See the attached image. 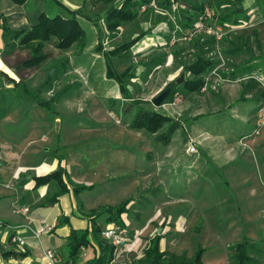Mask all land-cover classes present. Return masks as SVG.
I'll return each instance as SVG.
<instances>
[{"label": "rangeland", "instance_id": "374dc122", "mask_svg": "<svg viewBox=\"0 0 264 264\" xmlns=\"http://www.w3.org/2000/svg\"><path fill=\"white\" fill-rule=\"evenodd\" d=\"M88 2L91 1L88 0ZM116 2L117 0H113L109 3L100 2L92 5L95 7L92 11L98 16L103 15L102 19L93 17L97 29L101 26V21L105 25L104 14ZM83 4H85V0H80L78 10L89 15L85 10L87 8L91 9L90 3L85 4V6ZM143 26L145 30L148 27L145 24ZM256 26H259L261 30L259 34L261 42L260 52L264 53V19ZM251 28L252 26H249L245 30H250ZM150 29L151 26L148 30ZM98 30L100 31V29ZM240 30H244L243 27L238 28L237 32ZM87 34L89 40L92 41L93 36L89 32ZM161 34L165 36L163 33ZM118 35L121 34L119 33ZM134 36L135 34L132 35V37ZM132 37L128 38L131 39ZM117 38L114 40H109L108 38L109 42L105 38L104 42L101 43L102 50H97L96 43L93 47L89 48L86 55L82 56L80 63L82 64V61L86 62L80 69L71 66L68 58V63L62 71L64 75L69 76L71 73L72 76H59L58 81L62 87L58 93L65 92L69 86H73L63 96L59 97L56 93L53 94V91H51V95L46 96L45 93H40V87L32 92L33 94L30 98L34 103L31 110L32 116L28 118L29 114L27 113L26 118L18 120L15 133L20 135L21 139L17 140V142L23 140V133H25L27 126L31 124L42 125L44 121L55 122L57 126L56 133L58 134L56 136L57 145L55 148L59 151L63 150L64 157L60 156V159L64 165L65 176L67 178H70L78 186H88L84 182H76L72 179L76 176V168H86L88 170L89 167L100 166V169L97 170L98 173L95 171L91 176V179L97 182V184H91L93 187L77 192L73 187H70L67 192L63 193L68 194L65 196L63 204H67L70 207L74 206L75 208V204L85 203V206L97 208L99 206H115L122 200L127 199L126 197H131L126 205L128 213L127 215H122V220L125 222L124 228H120L115 223L105 224L104 218L98 220L101 229L107 227L106 225L115 226L118 235L124 240L122 245L116 246L115 256L118 258L117 260L120 259V262L116 263V260L115 264H133V260L143 256V250L155 235H160L161 248L167 253H174V251L178 252L183 249H197L198 244H202L201 247H205L202 253V262L204 264H229L228 245L239 242L243 233L254 243L250 254L257 258L261 264H264V155L260 156V152L253 149V146L264 144V127H262L259 134H256L260 139L255 142L251 140L250 143L246 139L248 137H240L239 144L234 146L235 148L232 147L231 151L228 150L237 157L226 162L225 168L215 169L222 176L226 184L224 189H222L221 183H219L221 188L216 184L217 180L206 182V178L191 179V176L185 180L190 183V186L176 188L172 192L163 191L153 180L149 182L147 176L141 178V182L135 192H131L133 190L134 180L132 179L135 177L134 175L131 178H125V182L123 181L124 178L110 181L108 175L112 172H108L107 175V165L104 163L107 160V157H105L106 153L96 150L104 146L99 139L109 136L107 124L123 127L127 123V119L131 117L129 120L131 121L133 115L138 110L155 109L160 113L178 118L180 122L184 123L183 127L187 130L185 122L186 125H191V119H189L190 112L189 107L187 110L183 109V107L190 105L194 107V102L208 104L211 107L212 104L210 102L217 100L220 90L218 88L217 91L210 90L205 93L192 94L191 97L185 99V90L182 88V82H176V79L182 73V70H179L181 65L175 64L172 67L160 66L156 68L151 73H148L147 80L143 81L142 75L145 73L143 63L146 61V57L143 55L146 53L139 51L141 45L139 46L136 43L128 49L119 50L112 56V63L118 72L131 68V72L136 76L133 79L136 86L134 90L131 89V92L134 98L139 99V103L135 104L123 92L120 95L115 94V97H112L113 103L111 102L112 104L110 105L108 103L107 107V91L105 90L107 69L102 52H107L128 39L125 37ZM144 52H147V50H144ZM260 52L259 50H254L256 55L261 54ZM80 54H77L75 49L73 55L77 57ZM248 58L249 54L242 51L236 56V61L240 62ZM252 64H254L255 71L258 70L259 73L264 75V56L256 58ZM50 72V75H54V80L58 74V70H55L53 73ZM74 73H78V75H73ZM72 78L74 79L70 80ZM173 82L175 83L174 91L178 90L182 95L181 102L174 106L169 104L155 106L152 104L151 99L165 87H171V83ZM35 83L36 81L34 80V83L30 85H34ZM50 83L52 84V80ZM231 83L236 84L232 87L233 89L241 87V91V84H249L250 88L248 92L251 94L256 93L257 96L261 95L257 99L256 111L264 103V93H261L259 84L255 80L249 79L248 81H238L237 83L233 80ZM228 86H225V90L229 88ZM108 100L110 101L111 99L109 98ZM171 100L172 95L165 103ZM40 101L47 104V107L42 106L39 103ZM20 108L25 109L26 105ZM219 108L222 110L224 107L220 106ZM112 110L116 111L120 119L119 122H116L111 117L110 112ZM39 112L44 113L41 118L39 117ZM226 112L229 114L228 110ZM211 114H214V112ZM255 120L256 117H254V123ZM207 128L209 130H219L223 133L227 132L224 125L218 124L217 119H213ZM132 137L135 138L134 135L128 132L127 142L129 144L134 139ZM0 141L1 143L4 141L1 134ZM1 143L0 149L2 150ZM61 143L65 144L66 148L61 147L63 146ZM191 143H189V146ZM151 145L149 141L146 147L151 148ZM192 145L196 147L195 144L192 143ZM87 148H90L91 152L78 155V152H85ZM261 149H264V146ZM95 151L99 152L96 153ZM185 157L189 159V157ZM80 159L83 160L81 161ZM8 161V159L4 158L3 163H7ZM123 162L127 163L128 161L124 158ZM163 171L166 172V170ZM212 178H215V176ZM80 198L82 199V203L79 200ZM132 202L133 204H131ZM141 219L143 222L142 227L135 228L133 225ZM43 223L48 222L44 221ZM85 228L86 226L83 229ZM176 234L178 235L177 240L170 243V240ZM173 244L176 247L171 248L170 245L172 246ZM183 253L190 257L195 252L188 253L184 251ZM90 254L91 251L89 250L87 255L90 257ZM79 261L85 263L81 257Z\"/></svg>", "mask_w": 264, "mask_h": 264}, {"label": "crops", "instance_id": "0c3cea01", "mask_svg": "<svg viewBox=\"0 0 264 264\" xmlns=\"http://www.w3.org/2000/svg\"><path fill=\"white\" fill-rule=\"evenodd\" d=\"M79 3L80 0H26L23 4H17L12 0H0V15L6 17L7 23L12 29H25L36 24L41 13L51 17L55 15L66 17L68 15L65 8L71 11H77L79 9ZM87 3H90L91 9L87 8L85 11L89 15L83 13L76 15V19L84 29L87 38L85 48L77 57L73 55L76 44H73L68 49L61 50L55 47V38H51L45 43L44 50L48 54V58L42 64L32 68L21 67L20 64L29 58L30 51L28 49L16 48L10 53H2L3 40L0 29V112H3V115L0 116V134L4 140L2 143L0 141L3 147L2 150L0 149V220L7 224V226L0 228V264H45L43 261V253L46 248L57 249L60 255L58 264H64L66 257V237L69 235L71 229H83L88 224L85 213L93 209V207L85 206V203L75 204V208L74 206L70 207L67 204H63V200L68 194H60L57 196V201L53 205H40L47 197V194L49 195L56 190V186L54 183H49L35 187L34 177L55 171L58 167L59 160H61L60 158L64 157L63 150L59 151L55 148L57 145L56 136H58L55 122L44 121L42 125L31 124L27 126L21 142H17L21 137L15 133L18 120L26 118L27 113L29 114L28 118L32 116L31 110L34 106V103L30 100L33 94L32 92L40 87L41 94L45 93L48 96L53 91V94L56 93V95L61 97L73 86H69L65 92L58 93L62 87L58 81L59 76H72L70 72L69 76L64 75L62 70H58V74L52 80L51 85L46 84L47 74H49L51 69H53V72L55 71L54 67L50 68V64L54 59L57 60L63 54L67 55L70 65L80 69L86 62L82 61V64L80 63L82 56L86 55L89 48L93 47L96 43L98 50V42L103 43L105 38L109 42L108 32L103 22H100L101 26L98 27L100 29L99 31L93 19V17L102 19L103 15L98 16L92 11V9H95L92 6L94 4L85 0V4ZM262 4H264V0H243L244 13L248 16L247 22L250 26H255L256 22L264 19V5ZM87 32L93 36L92 41L89 40ZM157 41L160 42L161 40L154 35L142 38L140 42H137V45H141L139 51L150 48ZM73 75H78V73H74ZM34 80L36 83L30 85L34 83ZM106 81L105 90L107 91L108 107V103L109 105L113 103L112 97H115V94H122L123 91L120 89L117 81L108 77V75ZM226 85H229V88L225 90ZM235 85V83L224 84L220 88L217 100L210 102L212 104L211 107L201 102H194V107L190 104V106L183 107L185 110L189 107L191 125H186L185 122L189 133L183 127L184 123L174 117L182 125L175 129L167 144H162L155 138V134L148 133L143 128L129 127L128 124L131 117L127 119V123L123 127L107 124V133H109V136L99 139L104 146L96 150H99L101 153H106L105 157H107V160L104 163L107 165V175L108 172H112L108 175L110 181L117 178H124L123 181L125 182V178H131L134 175L135 177L132 179L134 180L133 190L131 192H135L141 182V178L147 176L149 182L153 180L163 191L167 190L172 192L176 188L190 186V183L185 180L191 176V179L206 178V182L217 180L216 184L219 185L221 183L222 189H224L226 184L222 176L215 169L225 168L226 162L237 157L228 150L231 151L232 147L237 146L239 144V138L249 135L255 127L254 113L258 99L256 93L251 94L250 92L245 95V99H239L241 87L233 89L232 87ZM129 89H131V86ZM260 91L264 93L261 87ZM109 98L111 99L110 101L108 100ZM24 105H26V108L21 109L20 107ZM220 106H223L225 109L220 110ZM227 110L229 114H227ZM213 112L214 114H211ZM43 115V112H39L40 118ZM213 119H217L218 124L224 125L227 132L223 133L215 129L209 130L207 128L208 124ZM128 132L135 136V138L132 137L134 139L131 140L130 144L127 142ZM247 137L246 139L250 143L251 140L255 142L260 139L259 136L253 134ZM149 141L152 144L151 148L146 147ZM191 142L196 145L195 153L188 151V146ZM61 145H63L61 147L66 148L65 144L61 143ZM262 146L264 144L253 146L254 151L260 152V156L264 155V149H261ZM99 151L95 152L97 153ZM87 152H91L90 148H87L85 152H78V155ZM185 156L189 157V159ZM4 158L9 161L3 163ZM124 158L128 161L127 163L123 162ZM80 160L82 161L83 159ZM133 162L135 163L133 164ZM61 165L64 167L63 163ZM99 169L100 166L89 167L88 170L86 168H76L77 177L74 176L72 179L76 182L96 185L97 182L93 181L91 176L95 171L98 173L97 170ZM163 170H166V172ZM213 176L215 178H212ZM219 187L221 188L220 185ZM79 200L82 203V199L80 198ZM16 207L27 208L26 215L16 212ZM127 213L128 207L127 211L123 214L127 215ZM25 216L30 217L34 223L47 221L52 226V230L48 234L35 238L23 227L27 222ZM61 216L67 217L68 222L55 227L58 218ZM142 225L143 222L141 219L136 221L133 226L139 228ZM15 232H19L25 236L27 243L25 252H20L16 245L10 241V236ZM177 237L178 235L176 234L170 240V243L176 241ZM170 247L176 246L173 244ZM161 250L163 249L161 248ZM195 250L194 248L183 249L178 252L174 251V253L181 254L184 251L192 253ZM86 252L89 253V249ZM40 256H42L41 259ZM80 257L83 261H86L89 255L83 257L80 254ZM79 264L85 263L79 261Z\"/></svg>", "mask_w": 264, "mask_h": 264}, {"label": "trees", "instance_id": "16d2710c", "mask_svg": "<svg viewBox=\"0 0 264 264\" xmlns=\"http://www.w3.org/2000/svg\"><path fill=\"white\" fill-rule=\"evenodd\" d=\"M12 1L17 4H23L26 0ZM90 1L95 5L100 2L109 3L113 0ZM151 1L117 0L116 4L112 5L104 14L105 28L108 32L109 40L118 39L117 37L128 38L135 34L131 39L128 38L127 41L122 42L119 46L103 53L108 77L115 79L126 97L132 99L135 104L139 103V99L134 98L131 89H135L136 83L132 79L136 76L131 72V68L118 72L112 63V56L121 49L130 48L145 36L151 35L152 30H155L156 36L160 38L162 44H154L146 49L147 52L142 51V53H146L143 55L146 57V61L143 63L145 73L142 75V80H147L148 73H151L160 66H165L169 51L167 40L170 38V33L168 31L178 26L179 31L177 35L179 37L192 33L194 23L198 16L203 13L205 4L210 9L211 23L223 26L225 30L220 44L227 58L226 63L229 71L219 70V73L229 80H234L237 76L252 74L258 71L254 70L252 62L256 58L264 56V53L260 52L261 42L259 34L261 30L259 26H256L262 20H259L255 24V27L251 25L252 28L250 30H245L250 25L247 26L248 16L244 13L243 0H154L158 7L157 11L152 6H149ZM57 3L61 5L58 1ZM143 5H145V9L142 11ZM65 10L68 15L66 17L60 15L51 17L41 13L37 23L25 29H12L9 27L6 17L0 15V29L3 40L2 53H10L16 48L28 49L30 56L20 66L37 67L48 58V54L44 50L45 43L51 38H55L56 48L65 50L76 44V53L80 54L87 44L85 31L76 19V15L82 14V12L79 10L71 11L66 8ZM171 16H173V21ZM241 23L247 24L246 26H240ZM144 24L148 25L146 30L144 29ZM150 26L151 31L148 30ZM240 27H243L244 30L237 32V29ZM231 28H236V30L229 31ZM165 29H168L167 32ZM119 33L121 35H118ZM161 33L165 36H162ZM214 41L215 38L212 35L193 33L190 42H177L170 47L173 61L167 67H172L173 64L181 65V69L179 68V70H182V74L184 75L181 85L185 90V99L191 97L192 94L200 93V89L204 84V76L215 66L217 60L213 55H209L213 50ZM98 50H102L100 41L98 42ZM254 50H259L261 54L256 55ZM242 51L247 52L249 58L238 62L235 56ZM67 63L68 56L63 54L57 60L54 59L51 62L50 68L54 67L55 70H64ZM53 78L54 75L47 74L46 84H51L50 82ZM171 84V92L164 100V103L171 97L174 91L175 83ZM128 85L131 86V89L128 88ZM241 86L242 91L239 99L243 100L249 91L250 85L241 84ZM259 96L261 95H258L257 98ZM39 103L47 107V104L43 101ZM2 115L3 112H0V116ZM128 125L131 128H143L148 133L155 134V138L162 144H167L171 139L172 133L182 124L175 118L156 110L140 109L133 115ZM251 134L252 132L249 135ZM34 181L35 187L49 183H54L56 186V190L40 203L42 206L53 205L57 201V196L67 192L71 185L76 192L93 187L92 185L78 186L74 184L70 178L65 176V168L61 165V160H59L55 171L46 175L35 176ZM128 202L129 198L122 200L118 205L99 206L85 213L88 221L86 228L71 229L69 235L66 237L64 264H79L81 247H85L91 251V256L86 259L85 264H115V262H112L115 246L108 243L101 236L103 229H101L98 220L104 218L105 224L115 223L120 228H124L125 224L122 220V214L127 211L126 205ZM67 222L68 218L61 216L58 218L55 227ZM160 239V235H155L151 238L149 244L143 250V256L133 260V264H204L202 262L204 248L200 244H198L195 253L188 257L184 253H167L161 250ZM253 247L254 243L252 240L243 233L239 242L228 245L229 264H261L257 258L250 254V250ZM118 262H120V259L116 261V263Z\"/></svg>", "mask_w": 264, "mask_h": 264}, {"label": "built area", "instance_id": "2783aa9c", "mask_svg": "<svg viewBox=\"0 0 264 264\" xmlns=\"http://www.w3.org/2000/svg\"><path fill=\"white\" fill-rule=\"evenodd\" d=\"M149 6H152L155 8L157 11L158 7L154 0H152L149 4ZM145 9V5L142 6L141 10L143 11ZM171 19L173 21V16H171ZM247 23H241L240 26H246ZM250 24L248 23L247 26ZM239 27V26H237ZM168 29H165L167 32ZM236 28H231L229 31H234ZM179 31L178 26H175L174 29L171 31H168L170 33V38H168V55L166 58L165 66H170L173 61V56L170 53V47L177 42H190L192 40L193 33H201V34H209L214 36L215 41L213 42V50L210 52L209 55H213L215 57L216 64L215 66L210 70L209 73H207L204 76V84L202 88L200 89V93H205L209 92L210 90H218V88L222 87L226 83H231L233 80H229L226 77H223L220 73L219 70L222 71H228L227 68V58L223 53L220 40L223 38L225 34V30L223 29V26L220 25H215L211 23V13L209 6L207 4L204 5L203 7V13H201L197 20L194 23V28L193 32L187 35H183L182 37H179L177 35V32ZM151 35L156 36V31L152 30ZM144 38H147L145 36ZM157 44H162V42H156L155 45ZM192 51V49H190ZM181 69V68H180ZM249 79L255 80L259 86L264 90V75L261 73L254 72L252 74H245L242 76H237L234 81L237 83L238 81H248ZM182 95L181 93L176 90L172 94V100L168 103L171 106H174L181 102ZM262 103V102H261ZM111 117L116 121L119 122L120 119L115 111L110 112ZM256 120H255V127L252 130V134H259L262 127H264V103L258 107V110L256 111L255 114ZM247 137V136H245ZM188 151L190 153H194L196 151L195 146L190 144L188 147ZM0 160H1V155H0ZM16 212H20L23 215H26L27 208L25 207H16L15 208ZM27 222L23 225V227L30 232L32 236L35 238H39L40 236L44 234H48L52 230V226L48 223H34V221L28 217L25 216ZM7 226L6 223H4L2 220H0V228ZM101 236L110 244H113L115 246L122 245L124 243V240L118 235L117 230L115 226L113 225H107L102 231H101ZM10 241L16 245L17 249L20 252H25L26 251V239L25 236L21 235L19 232H15L10 236ZM85 247L80 248V254L81 256L85 257L87 255ZM118 258L115 256V251H114V258L112 262H115ZM43 261L45 264H58L60 261V255L57 249L55 248H46L43 253Z\"/></svg>", "mask_w": 264, "mask_h": 264}, {"label": "water", "instance_id": "95a60500", "mask_svg": "<svg viewBox=\"0 0 264 264\" xmlns=\"http://www.w3.org/2000/svg\"><path fill=\"white\" fill-rule=\"evenodd\" d=\"M50 73H53V69L50 70ZM183 74L181 73L180 76L176 79L177 83L182 82L183 80ZM128 88H130V86L128 85ZM170 86L165 87L164 89H162L159 93H157L152 99L151 102L155 105V106H160L164 103V100L168 97L169 93H170ZM1 167V164H0Z\"/></svg>", "mask_w": 264, "mask_h": 264}]
</instances>
